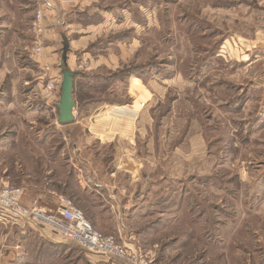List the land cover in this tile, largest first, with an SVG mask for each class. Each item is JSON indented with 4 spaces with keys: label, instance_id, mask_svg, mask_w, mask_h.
<instances>
[{
    "label": "rangeland",
    "instance_id": "374dc122",
    "mask_svg": "<svg viewBox=\"0 0 264 264\" xmlns=\"http://www.w3.org/2000/svg\"><path fill=\"white\" fill-rule=\"evenodd\" d=\"M49 7L0 0V186L46 212L71 198L128 259L264 264V0H87L57 17ZM62 33L76 46V88L94 85L82 110L139 132L129 157L116 156L125 162L117 172L111 148L93 155L82 126L57 123ZM48 52L52 66L42 62ZM130 131L120 140L128 150ZM1 214L3 264H127L49 247L27 222Z\"/></svg>",
    "mask_w": 264,
    "mask_h": 264
},
{
    "label": "built area",
    "instance_id": "2783aa9c",
    "mask_svg": "<svg viewBox=\"0 0 264 264\" xmlns=\"http://www.w3.org/2000/svg\"><path fill=\"white\" fill-rule=\"evenodd\" d=\"M41 15L36 16L33 27L38 33H42ZM40 54L39 45L34 49ZM56 79L48 83L50 91L57 90ZM22 191L19 188L3 185L0 186V212L11 215L22 225H31L43 236L54 242H65L81 248L86 253L100 254L105 257H114L127 264H148L147 260L139 252L128 259L126 248L116 244L108 236H104L88 221L82 211L74 205L69 197H61L55 212H46L38 207L26 208L21 204ZM1 214V215H3ZM46 229V230H45ZM52 234V236H51ZM54 236V238H53ZM130 254V253H129Z\"/></svg>",
    "mask_w": 264,
    "mask_h": 264
},
{
    "label": "crops",
    "instance_id": "0c3cea01",
    "mask_svg": "<svg viewBox=\"0 0 264 264\" xmlns=\"http://www.w3.org/2000/svg\"><path fill=\"white\" fill-rule=\"evenodd\" d=\"M64 1L62 0L60 3V2H52L51 0H48V5L50 6L49 8L52 10V12H55L56 17H57V15L59 16L61 14H64L63 9L67 8L68 6L76 5L78 3L80 5L87 3V0H64ZM58 27H59V25H56V24L53 25L54 29H58ZM55 35H57V34L51 33L50 30L46 33V38L52 39V41H54L51 44L52 50L55 49V44H56L55 41H57L56 40L57 38H55ZM72 47L74 48L76 46H72ZM73 48H71V53L73 51ZM46 55L47 56H44L42 62L49 65V66H52V63L55 60V54H52V52H48ZM68 64H69V55H68ZM137 96H139V95H137ZM135 105L138 108H135L136 107ZM94 106L99 107V108L101 107L100 108L101 110L104 108L107 110H108V108L112 109V110L113 109L125 110L127 108V107H122L119 105H108L105 103H103V104L96 103V104L91 105L90 107L93 108ZM125 106H130V105H125ZM139 107H140V103H138L136 101V103L134 104V109H139ZM88 109H86L85 111H83V110L78 111L77 107H76L75 111L77 110L78 113H76L74 111L73 114H74L75 120H74V122L70 123L69 125L78 124V125L82 126V128L86 132L87 138L89 139V141H88L89 147H87V148L91 154L101 156V155L106 154L108 152V149L111 148V155H112L111 157L114 159L113 166H114V170L117 172L118 168H121L122 166L125 165V162L117 164L116 156H118V154L120 153V159H123V157H125V158L129 157V155H130L129 153H130L131 149L133 148V146H135L134 142L136 143V139L138 138L139 132H138V130H136V131L134 130V124L132 122H128L126 127L123 129L122 132H120L116 128L113 129L114 126L117 125L116 123H118V122H116V123H114V121L108 122V114L107 115H100L98 118H96L95 116L89 117L90 111ZM129 128L131 130L130 133L132 135V140H131L130 148L128 150L127 147H123L120 145V140L122 139V137H124L126 139V133L128 132ZM108 132H110V140H108ZM97 140L103 141V145H105V147L101 151H100V148H98L96 150ZM115 165H116V167H115ZM133 176H134V174L132 175V179H133ZM104 186H105V189L107 190V193L110 192V190L108 189V183H105ZM21 202L23 203L22 196H21ZM28 206H30V205H28ZM56 207H57V203H55V205H54V207H52V209H48V210L55 211ZM13 247L14 246L11 245L9 249H11L12 255L15 257L17 254V251ZM1 252L2 251L0 250V264H3V258L8 257L9 253L4 254V256L2 258Z\"/></svg>",
    "mask_w": 264,
    "mask_h": 264
},
{
    "label": "water",
    "instance_id": "95a60500",
    "mask_svg": "<svg viewBox=\"0 0 264 264\" xmlns=\"http://www.w3.org/2000/svg\"><path fill=\"white\" fill-rule=\"evenodd\" d=\"M62 38V48L60 54L59 68L62 75L60 83V94L59 100L56 104L58 109L57 123L60 125H66L74 122V110L77 107L73 96V78L75 75L79 74L78 70L71 69L68 64V53L71 51L69 39L61 34Z\"/></svg>",
    "mask_w": 264,
    "mask_h": 264
},
{
    "label": "trees",
    "instance_id": "16d2710c",
    "mask_svg": "<svg viewBox=\"0 0 264 264\" xmlns=\"http://www.w3.org/2000/svg\"><path fill=\"white\" fill-rule=\"evenodd\" d=\"M78 77H81V72L77 75L74 76L73 78V82H74V85H73V96H74V101L77 103V110L78 111H81L82 109H84L89 103L93 102V98L90 96L92 94V91L91 89H93L92 87L94 86L93 84H91V82H83L81 83L79 86H77L76 88V79ZM133 82H136L138 83V80L137 79H132ZM136 87H139V83L138 84H135ZM69 125V124H66V126ZM65 126V125H64ZM43 236V235H41ZM44 237V236H43ZM44 239L46 240V242L49 244L48 246L49 247H56V248H62V247H66L68 249H74L82 254H85V252L75 246V245H72V244H69V243H65V242H54L46 237H44ZM17 241V238L15 240V242ZM49 250H45L44 254L46 255L47 259H44L45 262H47L48 260V257L51 256L49 255ZM43 253V252H41ZM49 255V256H48ZM50 258V257H49ZM41 260H43V258H41Z\"/></svg>",
    "mask_w": 264,
    "mask_h": 264
}]
</instances>
